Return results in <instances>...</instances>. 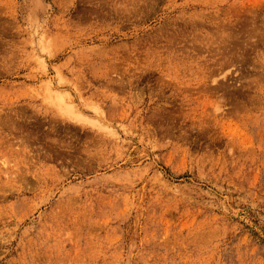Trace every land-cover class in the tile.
<instances>
[{"label":"rangeland","instance_id":"obj_1","mask_svg":"<svg viewBox=\"0 0 264 264\" xmlns=\"http://www.w3.org/2000/svg\"><path fill=\"white\" fill-rule=\"evenodd\" d=\"M0 264H264V0H0Z\"/></svg>","mask_w":264,"mask_h":264}]
</instances>
